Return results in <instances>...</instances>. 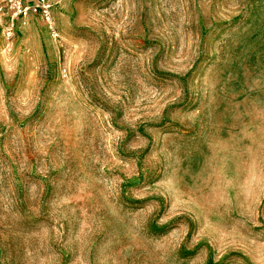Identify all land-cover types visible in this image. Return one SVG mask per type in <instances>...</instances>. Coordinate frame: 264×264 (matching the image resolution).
<instances>
[{"label":"rangeland","instance_id":"374dc122","mask_svg":"<svg viewBox=\"0 0 264 264\" xmlns=\"http://www.w3.org/2000/svg\"><path fill=\"white\" fill-rule=\"evenodd\" d=\"M49 4L0 0V264H264V0Z\"/></svg>","mask_w":264,"mask_h":264},{"label":"built area","instance_id":"2783aa9c","mask_svg":"<svg viewBox=\"0 0 264 264\" xmlns=\"http://www.w3.org/2000/svg\"><path fill=\"white\" fill-rule=\"evenodd\" d=\"M32 0H7L14 15L27 18L32 14H38L47 21L51 20L50 0H34L32 4H28Z\"/></svg>","mask_w":264,"mask_h":264}]
</instances>
